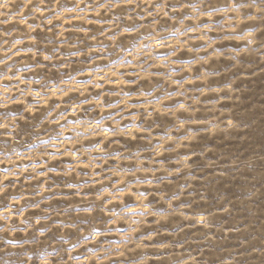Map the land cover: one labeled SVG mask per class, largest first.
Returning <instances> with one entry per match:
<instances>
[{
  "label": "clouds",
  "instance_id": "clouds-1",
  "mask_svg": "<svg viewBox=\"0 0 264 264\" xmlns=\"http://www.w3.org/2000/svg\"><path fill=\"white\" fill-rule=\"evenodd\" d=\"M0 264H264V0H0Z\"/></svg>",
  "mask_w": 264,
  "mask_h": 264
}]
</instances>
